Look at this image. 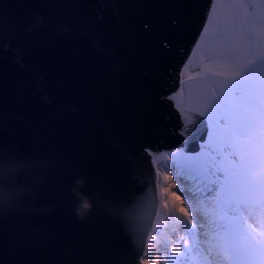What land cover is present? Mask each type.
Returning a JSON list of instances; mask_svg holds the SVG:
<instances>
[{"label":"water","instance_id":"95a60500","mask_svg":"<svg viewBox=\"0 0 264 264\" xmlns=\"http://www.w3.org/2000/svg\"><path fill=\"white\" fill-rule=\"evenodd\" d=\"M0 12V147L48 161L37 169L46 190L0 218V264H136L106 201L135 211L158 156L199 150L182 144L181 125L193 127L207 91L221 86L211 73L224 70L185 67L219 0H0ZM13 21L35 32L18 35ZM14 49L45 75L54 105ZM83 175L99 206L67 198L69 178Z\"/></svg>","mask_w":264,"mask_h":264},{"label":"snow or ice","instance_id":"6c2138e0","mask_svg":"<svg viewBox=\"0 0 264 264\" xmlns=\"http://www.w3.org/2000/svg\"><path fill=\"white\" fill-rule=\"evenodd\" d=\"M255 6L246 0L231 4L236 12L229 30L216 33L218 46L207 59L225 69L211 73L223 78L221 86L207 91L193 127L181 125L179 132L183 145L196 142L199 150L173 151L167 166L174 175L153 169L151 191L138 201L135 211L106 201L109 214L138 254L136 264H161V257L163 264H264V15L250 16L247 9ZM260 6L264 7V0ZM11 27L25 38L35 32L33 26L23 33L15 21ZM57 31L65 34L67 29ZM81 35L88 37L86 32ZM14 51L17 65L36 77L44 103L54 105V97L44 88L45 75L26 64L20 50ZM143 155L151 160L147 147ZM47 164L34 154L0 147V218L26 211L28 202L46 190L37 169ZM90 183L86 175L69 178L64 192L72 204L84 206L91 199L99 206L100 193L89 192ZM157 210L165 215L163 222Z\"/></svg>","mask_w":264,"mask_h":264},{"label":"rangeland","instance_id":"374dc122","mask_svg":"<svg viewBox=\"0 0 264 264\" xmlns=\"http://www.w3.org/2000/svg\"><path fill=\"white\" fill-rule=\"evenodd\" d=\"M237 0H219V4H220V14L217 18L212 19L210 21V24L208 26L207 31H205L202 35V37L200 38V40L198 41L189 61L186 64L185 67V73H190V72H194L197 70H202L205 67V65H209V66H214V67H219L222 68L221 65L217 64V65H210L209 60L207 59L208 56L211 55V52L214 48H216L217 45V41H216V33L218 30H229V23L230 21L233 19L234 14L236 12L235 9L231 8L230 5L233 3H236ZM246 2L249 3H253L256 6L247 9L248 13L250 16H260V15H264V7H261V2L262 0H246ZM232 32H236L239 31L238 28H232L231 29ZM175 151H168L169 154L171 155V153ZM156 163L158 166V169L160 172H164L167 171L170 174H172V169L170 167H168V159L167 156L163 154V156H159L156 159ZM183 193H179V196L183 197ZM184 199L186 200V197H184ZM158 214L160 215V219L162 222L163 216H162V212H159L158 210ZM153 235H157L156 233H152ZM180 235H183V233H180ZM157 239H159V235H157ZM171 239L173 241H176L178 243L182 245V242L178 241V238L176 235H172ZM152 243H155V241H152ZM161 264H163V258L161 257Z\"/></svg>","mask_w":264,"mask_h":264},{"label":"clouds","instance_id":"9594fccd","mask_svg":"<svg viewBox=\"0 0 264 264\" xmlns=\"http://www.w3.org/2000/svg\"><path fill=\"white\" fill-rule=\"evenodd\" d=\"M84 207L91 208V204L87 203L86 201Z\"/></svg>","mask_w":264,"mask_h":264},{"label":"bare ground","instance_id":"6f19581e","mask_svg":"<svg viewBox=\"0 0 264 264\" xmlns=\"http://www.w3.org/2000/svg\"><path fill=\"white\" fill-rule=\"evenodd\" d=\"M210 21H211V20H209V22H208L206 28H208V26H209V24H210ZM206 28H205V29H206ZM204 32H205V30H204ZM162 156H163V155H162ZM157 158H158V157H157Z\"/></svg>","mask_w":264,"mask_h":264}]
</instances>
